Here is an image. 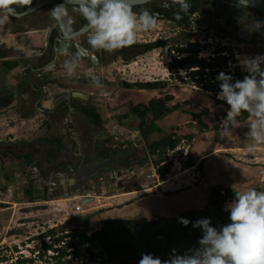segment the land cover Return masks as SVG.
<instances>
[{
  "label": "rangeland",
  "instance_id": "374dc122",
  "mask_svg": "<svg viewBox=\"0 0 264 264\" xmlns=\"http://www.w3.org/2000/svg\"><path fill=\"white\" fill-rule=\"evenodd\" d=\"M194 8V13L185 24L160 18L156 30L138 33L136 43L162 38L167 41L165 46L136 52L137 54L129 49L127 57L115 51L110 52L104 57L103 63L85 64L78 69V74L86 75L87 72L90 76L95 74L99 77L105 86L103 89L93 86L91 80L69 77L64 68L53 73L54 79H59L63 74L68 80L50 85L51 92L55 93L61 88L79 91L85 95L82 97L86 99L84 102L88 100L101 116L100 126H91L80 111L68 113L67 122L70 123L68 126L72 136L75 139L76 136H82L84 141L81 140L82 137L76 141L69 137L68 140L67 135H63L65 129L62 121L59 123L61 116H48L36 109L34 98L29 97L30 94L25 95L26 102L22 98H16V95H9L8 92L15 89L16 83L22 79L20 69L5 71L0 67V264H17V258L28 259L23 264H73L76 261L90 264L92 261L83 247L79 248L81 256L77 258L68 253L61 261H57L51 249L43 257H39L37 250L43 242L41 235L54 227L55 234L44 238L47 243L53 244L57 235L67 229L79 227L92 231L104 219L100 213L102 210L122 206L127 199L136 195L122 193L129 189L141 191L135 192L141 197L165 190H182L194 199L191 207L201 210L209 190L196 165L197 160L209 151L216 158L219 157L218 154L227 156L224 157L226 162L217 159L222 169L220 174L213 175L214 178L219 175V181H224V185L237 191H246L252 187L264 190V145L254 152L246 150L244 133L248 118L238 121L237 128L231 134L222 135L221 121L229 106L218 101V95L214 96L187 79L185 69H171L168 66L175 54L170 48L183 38V28L192 31L193 41L208 43L200 52L203 56L213 53L217 43H229L233 49V57L230 59L233 67H239L237 56L244 58L264 54V37L252 31V28L264 30V27L256 25L257 21L264 23V12L226 0H197ZM19 21L20 18L10 16L0 25V35L5 36L13 30H19ZM20 30L29 32L28 41L33 44L31 51L35 47L39 48L36 30L25 25ZM35 40L36 43H33ZM85 68L88 70L82 72ZM157 80L165 84L150 89L126 87L123 84L124 81ZM22 88L24 91L29 89L26 86ZM151 98H161L170 107L175 103L181 104L186 111H211L210 114L203 115L208 124L204 129H200L197 119L186 112L164 117L160 122L164 133H174L182 139L176 148L168 150L166 154L170 164L164 161L159 164V169L153 164L157 156L148 151L151 138L141 136L138 131L140 118L132 111L135 105L148 103ZM185 101L189 103L185 104ZM215 122L220 127L217 132L212 129ZM189 134L192 135L190 139ZM54 135H60L62 143L57 144ZM214 137L218 141L215 142ZM99 149L106 150L108 155H101ZM188 149L196 157V164L190 167L185 166ZM27 152L31 154L32 162L22 159L23 153ZM77 152L83 154L80 159L83 163H90L92 156L105 161L106 164H100L104 166L103 172L93 179L85 177L80 189L70 187L68 181H61L66 188L57 189L58 193L51 190L50 194H45V182H36L38 172H46L44 177L48 178L50 170L64 168L62 164L66 161L75 163ZM45 154L48 158L52 156L53 163L46 161ZM120 154L124 155V159L117 160ZM33 166L35 169L30 174ZM7 173L10 177H6ZM40 186L42 192L38 191ZM27 188H38L32 193L34 201H29ZM47 195H68L70 199L56 202L47 200ZM83 196L90 201V204L85 205L90 210L76 212L74 206ZM234 198H229L227 204ZM155 214L154 208H148L138 213L133 212L125 218L144 216L149 219Z\"/></svg>",
  "mask_w": 264,
  "mask_h": 264
},
{
  "label": "clouds",
  "instance_id": "9594fccd",
  "mask_svg": "<svg viewBox=\"0 0 264 264\" xmlns=\"http://www.w3.org/2000/svg\"><path fill=\"white\" fill-rule=\"evenodd\" d=\"M149 3L151 0H143L140 5L130 0H62L50 9L51 27L58 28L64 37L60 52L67 57L63 64L66 74L77 77L84 59L79 48L73 52L69 46L70 39L80 35L77 16L86 21L87 44L92 50L114 52L135 44L139 32L157 29L160 16L144 6ZM32 4L33 0H0V25L10 16L19 15L17 7L29 8ZM172 5L184 12L191 7L189 0H160L161 7ZM256 25L264 27L260 21ZM237 60L247 73L242 80L225 72L216 77L220 81L217 98L229 106L221 121V134H231L238 126L237 117L247 113L246 150L254 152L264 145V54L237 56ZM229 67H233L231 62ZM90 78L96 88L105 87L95 74ZM234 193L235 198L225 205L230 220L226 225L215 227L210 218L195 222L178 218L185 227L192 224L202 231L198 247L183 253L173 249L167 260L142 253L139 264H264V190L252 187L246 191L234 189Z\"/></svg>",
  "mask_w": 264,
  "mask_h": 264
},
{
  "label": "trees",
  "instance_id": "16d2710c",
  "mask_svg": "<svg viewBox=\"0 0 264 264\" xmlns=\"http://www.w3.org/2000/svg\"><path fill=\"white\" fill-rule=\"evenodd\" d=\"M194 10L195 8L191 7L189 11L184 14V17L178 18L175 21L178 24H185L188 21L189 15ZM171 18L175 19L174 17ZM181 34L183 38L178 40L175 45H172L174 47L170 48V50L175 51V54L168 65L169 68L185 69V77L187 79L193 81L194 84L200 88L210 91L214 96H217L220 92V81L216 80L220 72L233 75L234 79L242 80L244 78L245 74L239 67L236 65L233 68L229 67V56L232 55V52L229 55L220 53L222 49L231 50L230 47H220L217 45V48L213 52V57L210 56L209 59L199 57V53L205 46H208V43L193 41V33L187 29L183 28ZM166 44L167 41L160 38L146 43H135L127 47V49L123 48L115 52L127 57L129 49L134 50V54H137L142 51L165 46ZM3 64L6 69H11L16 65V62L5 60ZM84 80L90 81L91 78L86 77ZM123 84L126 87L150 89L157 88L165 84V82L160 80L124 81ZM85 100L86 99L80 97H73L70 100V104L75 107L78 112H81L89 125L100 126L101 116L99 112L88 100L84 102ZM217 100L226 103L225 101ZM187 103H189V101H185V104ZM132 111L140 118L138 131L141 136L143 138H151L148 151L157 156L153 160V164L157 166L158 169L159 164L164 161L170 164V162L167 161L166 154L168 150L176 148L182 139L180 135L164 133V128L160 123L164 117L168 115L173 116L178 112H186L197 119L196 122L199 124L200 129H204L208 127V124L204 121L203 115L211 113L209 109L186 111L181 104L178 103L170 107L161 98H151L148 103L135 105ZM226 115L227 113H223L224 118ZM247 118L248 114L242 113L241 116L237 117V120L244 121ZM212 129L215 132L220 129L217 122L212 125ZM53 138L57 144L62 143L58 136L54 135ZM188 138H192V135L189 134ZM214 140L216 142L218 138L214 137ZM58 147L60 146L58 145ZM98 151L101 155H108L106 150L99 149ZM195 164L196 157H193L188 149L185 166L190 167ZM196 166L199 167L200 164L198 163ZM6 177H10V175L7 173ZM256 189L259 190L258 188ZM36 190V188L26 189L29 201L35 200L33 194ZM232 197H235L233 189L216 184L210 187L206 203L201 210L189 209L173 217L155 214L149 219L144 216L139 218H104L100 221V226L92 229L90 234H88L89 231H87V229L73 227L57 235L54 240L56 242L53 244L51 242L47 243L44 239L45 236L50 237L52 234H55L56 229L52 227L41 235L43 242L37 250V254L39 257H43L47 250L51 249L54 252L53 257L56 258L57 261H61L62 257L68 255V253L75 258L81 256L79 248L83 247L85 252L89 254L88 258L92 261V264H139L142 253L152 254L154 257L167 260L172 254L173 249L183 253L188 249L198 247V241L202 236V231L200 229L193 228L192 224L185 227L178 222V218L184 217L192 222L202 218H210L212 225L215 227L226 225L230 223V220L229 213L225 211L224 205L227 200ZM26 260L28 259L17 258L16 263L23 264ZM73 264H83V261H76Z\"/></svg>",
  "mask_w": 264,
  "mask_h": 264
},
{
  "label": "flooded vegetation",
  "instance_id": "af4514ba",
  "mask_svg": "<svg viewBox=\"0 0 264 264\" xmlns=\"http://www.w3.org/2000/svg\"><path fill=\"white\" fill-rule=\"evenodd\" d=\"M55 2L58 4L62 2V0H55ZM195 2L197 3V0H189L191 7H194ZM144 6L148 7L150 11L158 13L160 18L171 19L174 21L178 18L184 17V14L186 13L184 11H181L178 5H172L171 7L168 6L161 7L160 0H151V3L146 4ZM52 8L53 5L47 4L44 7L29 14L13 16L16 18H20V21L18 23L19 24L18 26L20 28L22 27V25L27 26L26 24H30L32 25L34 30L37 31V36L39 38V44H38L39 48L35 47V49L33 50L34 52L31 50L29 51V48L26 46V43L29 41L28 39H26L25 33L23 32V30L21 31L20 28L19 30H13L11 34L5 36L0 35V67L3 68L5 71L6 70L11 71L15 68L20 69V74L22 79L16 83L17 87H15V89L8 92L9 95H14V96L16 95V98L17 97L22 98V100L24 99V102L27 101L25 95L30 94L29 97L33 96L34 107H36V109H38L39 111L43 112L48 116L57 115V114L61 116L60 117L61 120L59 121V123L62 121L63 127L65 129L63 135L65 136L67 135L68 140H70L69 139L70 137L72 139L74 138V141H76L77 139L79 140L82 136H76V139L75 137L72 136L73 133L72 131L69 130L70 127L68 125L70 123L67 122L68 118H66V116L68 115V113L72 114L73 112H77V109L70 104L71 102L70 100L73 97H80V96H73V95L67 96L68 91H71L69 88L66 89L61 88L59 91L54 93L51 92L49 87L50 85L55 84L58 81L64 83V81L68 80L67 77H63L64 76L63 74H61L62 77H60L59 79H54L55 75H53V73H56L63 68L64 61L65 59H67V57L61 55V52L57 51V49H60L62 44L64 43V39L61 38L62 34L58 28L51 27L53 21L50 18L49 10ZM69 8L71 9L70 5ZM25 9L26 8L17 7V12L21 13ZM135 10H139V9L137 8ZM193 13L194 11L189 15V17ZM171 17H174L175 19H172ZM76 20H77V24H76L77 29H80L86 25V21H84L82 17L77 16ZM252 31L254 34L256 35L260 34L259 36L264 37V30L260 31L252 28ZM33 43H36V40ZM76 43H79L83 48L87 49L90 53L95 54V56L98 59L96 61L93 60L91 56L83 55L84 59L82 65L85 64L93 65L96 63L97 64L103 63L104 57L110 53L106 51L92 50L90 46L87 44V31L83 34H80L79 38L76 40L70 39L69 46L71 47V50L73 52H75L77 49ZM218 45L220 47L228 46L231 48V50L222 49L220 50V53L223 54L224 51L226 52L229 51L227 52L226 55H229L231 52L233 53L232 51L233 49L229 45V43L228 44L219 43ZM125 49H127V47H125ZM232 57L233 54L229 56V62ZM5 60L15 61L16 65L11 69H6V67L3 64V61ZM86 70L88 69L87 68L82 69V72H86ZM85 74L86 75L78 74L77 77L84 80L87 76H90V74L87 72ZM25 86L29 88L27 91L26 90L24 91V89L22 88ZM71 109L73 111H71ZM81 140L84 141L85 138L82 137ZM211 153H212L211 151L206 152L205 155L202 156L198 161V163L200 164L198 168L201 171L202 178L207 183L208 190L210 189V187L216 184H220L225 188H230L224 185V181H219L218 179L219 175L217 178L213 177V175L216 173L220 174L219 172H221L222 165L216 164L218 157L215 158V156L212 155L213 153L212 154ZM82 155H83L82 153L77 152L75 154V156L77 157L76 162L72 166H69L68 170L66 171L63 170L61 167H59V169L55 167L57 170L56 169L50 170L47 174L48 178L44 177L46 172L41 170V173L38 172L37 175L38 179L36 180V182H39V179L41 182L49 181V179L52 177L57 181L56 187L52 189L66 188L64 183L59 182V180H61L63 177L62 175L65 174L69 186L76 187V189H80L83 186L85 177L91 179H93L94 177H98L99 173L103 172L104 170L103 168L104 166L100 164H106L105 161L99 160L98 158H94L93 156H92L93 160L90 163H83L80 160L82 158ZM208 155L209 157L207 158L206 156ZM50 156L48 158V155L45 154L46 161L53 163L52 156L51 157ZM22 157H23L22 159L31 160L30 162H32V156L29 152L23 153ZM122 159H124V155L120 154L119 159L117 160H122ZM41 166L42 165H40V167ZM33 167H31L30 169L31 172L30 174H32L33 170L35 169V167L34 168ZM68 173H72L70 179H68ZM47 189H51V188H47ZM126 191L129 192L133 190H126ZM137 197H141V196L139 195L133 196L130 199H127L126 203H123V205L131 204ZM146 197H149L148 199L150 201L148 200V202H150V204L155 205L156 208L154 209L156 210V213L165 217H173L186 210L195 209L194 207H191V204L194 202V199L191 198L182 190H177V191L165 190L160 193L149 194ZM205 203L203 204L202 208L204 207ZM184 205L189 207L185 208ZM161 211L163 213H161Z\"/></svg>",
  "mask_w": 264,
  "mask_h": 264
},
{
  "label": "crops",
  "instance_id": "0c3cea01",
  "mask_svg": "<svg viewBox=\"0 0 264 264\" xmlns=\"http://www.w3.org/2000/svg\"><path fill=\"white\" fill-rule=\"evenodd\" d=\"M31 16H33V15H31ZM30 29L32 28V29H34L33 27H32V25H30V24H26ZM23 32L25 33V37H26V39H28L29 37H28V33H26V31L25 30H23ZM27 42V41H26ZM32 43L30 44L29 42H27L26 43V46L29 48V51H30V49L32 48ZM28 58V57H27ZM71 111H73L72 109H71ZM75 113V112H74ZM66 118H68L67 116H66ZM69 120V119H68ZM219 155V157L218 158H220V161H224V162H226L225 161V159H224V157H227V156H225V155H223V154H218ZM202 157V156H201ZM215 158H216V156H215ZM200 160V158L197 160V162ZM216 161V160H215ZM217 162V161H216ZM74 163L72 162V161H66L64 164H62V167H64V168H62L63 170H68V168H69V166H72ZM216 164H218V163H216ZM60 176V175H59ZM71 176H72V173H69L68 174V179H70L71 178ZM60 178V177H59ZM40 180V179H39ZM64 180V178L62 177V179L60 180V182L61 181H63ZM54 181V179L51 177L50 179H49V181H45V186L47 187V188H50L49 187V185H50V183L51 182H53ZM44 183V182H43ZM39 188V189H38ZM38 188H36V189H38V191H41L42 192V190L43 189H41V186L40 187H38ZM51 190H55L56 191V193H58L57 192V189H46V192H45V194L47 193V194H50V191ZM139 190H133V191H129V192H127V191H124V192H122L123 194H136V195H133V196H137V195H139V193H135V192H138ZM139 192H141V191H139ZM48 196V198H47V200L48 199H50V200H52V201H56V202H62V200H68V199H70L69 197H68V195L66 196H59V195H57V196H55V197H50L49 195H47ZM71 197V196H70ZM149 197H145V196H142V197H137L131 204H128V205H123V206H115V207H111V208H108V209H104V210H102L100 213L101 214H103V216H104V218H122V217H125V216H131L132 215V213L134 212V213H138L139 211H141L142 209L144 210H148V208H156L155 207V205L154 204H150V202H148V199ZM47 200H44V201H47ZM150 201V200H149ZM161 213H163L162 211H161Z\"/></svg>",
  "mask_w": 264,
  "mask_h": 264
},
{
  "label": "water",
  "instance_id": "95a60500",
  "mask_svg": "<svg viewBox=\"0 0 264 264\" xmlns=\"http://www.w3.org/2000/svg\"><path fill=\"white\" fill-rule=\"evenodd\" d=\"M226 1L237 3L241 6L251 7V8L264 12V0H226ZM130 2L134 4H143V0H130ZM47 4H51L54 7L57 3L55 2V0H33V4L29 8H26L23 12L18 13V14L19 15L29 14L31 12H34L44 7ZM78 30L80 34H83L87 31V28L84 26ZM61 38L64 39L63 36H61ZM76 47L80 49L82 55H88V56H91L93 60H96V61L98 60L95 54L90 53L87 49L83 48L79 43H76ZM57 51L60 52V49H57ZM70 95L81 96V97L85 96L83 93L79 91H68L67 96H70ZM62 176L64 178L63 182L67 183L68 180H67L66 175L63 174ZM56 185H57V181L56 179H54V181L50 183V188H55Z\"/></svg>",
  "mask_w": 264,
  "mask_h": 264
},
{
  "label": "built area",
  "instance_id": "2783aa9c",
  "mask_svg": "<svg viewBox=\"0 0 264 264\" xmlns=\"http://www.w3.org/2000/svg\"><path fill=\"white\" fill-rule=\"evenodd\" d=\"M223 54H227V52L224 51ZM210 56L213 57L214 56V53H210L207 56H203V55H201V53H199V57H204V58L209 59ZM227 202H228V200H227ZM227 202L225 203V205L227 204ZM88 204H90V201H88V199H87L86 196H83V197H81L79 199V202L75 204L74 209H75L76 212H82V213L87 212L88 210H90V208L87 209L85 207V205H88ZM225 205H224V208H225ZM88 234H90V232H88ZM90 264H92V263H90Z\"/></svg>",
  "mask_w": 264,
  "mask_h": 264
}]
</instances>
